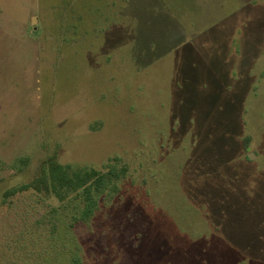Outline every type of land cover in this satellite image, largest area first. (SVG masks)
<instances>
[{
    "label": "rangeland",
    "instance_id": "1",
    "mask_svg": "<svg viewBox=\"0 0 264 264\" xmlns=\"http://www.w3.org/2000/svg\"><path fill=\"white\" fill-rule=\"evenodd\" d=\"M245 136L264 183V0H0V264L32 218L27 194L4 191L50 157L115 155L142 166L138 183L160 177L139 190L158 208L130 264H200L209 229L186 218L182 167ZM248 232L214 235L207 255H243Z\"/></svg>",
    "mask_w": 264,
    "mask_h": 264
},
{
    "label": "trees",
    "instance_id": "2",
    "mask_svg": "<svg viewBox=\"0 0 264 264\" xmlns=\"http://www.w3.org/2000/svg\"><path fill=\"white\" fill-rule=\"evenodd\" d=\"M250 140L245 136L232 152L226 147L217 153L189 154L182 167L179 201L189 203V210L199 214L186 218L191 226L201 218L209 229L208 234L199 233L200 264H264V183L258 167L263 157L258 151L255 160L243 154ZM212 156L225 158L227 165H212ZM141 167L118 155L101 166L48 158L32 179L3 192L2 204L27 194L32 216L14 241H18L13 248L16 258L6 264H130L158 208L139 194V190H159L153 185L157 179L153 173L138 183ZM238 231H249L243 255L213 259L207 255L214 235L223 234L229 242ZM16 247L24 249L23 258Z\"/></svg>",
    "mask_w": 264,
    "mask_h": 264
},
{
    "label": "water",
    "instance_id": "3",
    "mask_svg": "<svg viewBox=\"0 0 264 264\" xmlns=\"http://www.w3.org/2000/svg\"><path fill=\"white\" fill-rule=\"evenodd\" d=\"M248 155H249L250 159H254V157L256 156V153L251 151V152H249Z\"/></svg>",
    "mask_w": 264,
    "mask_h": 264
}]
</instances>
